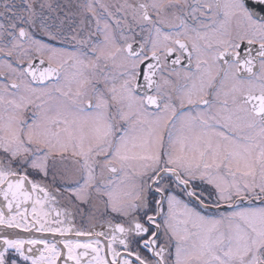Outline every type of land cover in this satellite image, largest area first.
Listing matches in <instances>:
<instances>
[{
	"label": "snow or ice",
	"instance_id": "6c2138e0",
	"mask_svg": "<svg viewBox=\"0 0 264 264\" xmlns=\"http://www.w3.org/2000/svg\"><path fill=\"white\" fill-rule=\"evenodd\" d=\"M0 264H264V0H0Z\"/></svg>",
	"mask_w": 264,
	"mask_h": 264
}]
</instances>
